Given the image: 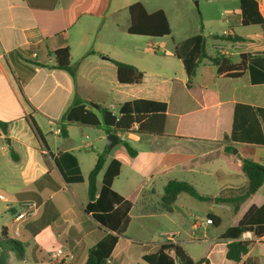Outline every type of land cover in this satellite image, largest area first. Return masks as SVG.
Instances as JSON below:
<instances>
[{
    "label": "crops",
    "instance_id": "crops-1",
    "mask_svg": "<svg viewBox=\"0 0 264 264\" xmlns=\"http://www.w3.org/2000/svg\"><path fill=\"white\" fill-rule=\"evenodd\" d=\"M235 1L238 3L236 19L228 17L225 22L230 26L248 27L242 23L241 0ZM255 1L264 19V0ZM136 2H141L149 13L163 10L171 26L168 11L158 5L160 0H0V123L6 126V131L0 126V139L8 146L4 152L9 157L0 161V176L6 182L0 185V192L7 194L0 193V196L6 199H2L4 202L20 205L33 201L39 206L37 214L22 221L15 219L20 208L17 212L15 207H8L16 213L11 220L14 226L1 223L0 228H10L13 237L25 245L26 252L33 254L37 264L52 262L49 244L57 248L53 258L63 264H77L82 256L86 261L89 251L111 234L85 211L88 200L79 201L76 190H70L87 181L88 197V178L84 171L89 176L95 167L98 154L104 150L102 141L105 137L101 129L77 124H69L67 136H63L62 118L76 102H81L86 110L99 118L101 106L118 115L121 106L127 102L139 99L163 102L167 104V125L174 134L127 133L122 140L137 151L136 156H131L120 142L111 148L99 176L103 179L113 159L120 161L121 172L114 180L113 189L124 198L133 199L134 203L129 212L127 232L119 237L111 255L102 264H148L144 255L156 253L160 244L166 242L165 239L147 247L143 245L140 259L134 263L130 248L135 242L126 236L133 220L146 223L156 219L158 209L146 206L147 195L158 196L160 212H166L162 197L169 181H186L197 190L214 189L209 193L198 190L201 195L213 198L231 196L247 186L238 150L225 153L223 139L231 133L236 104L264 108V51H244L247 39L229 32L228 36L241 39L233 42L227 38H213V52L209 51L206 42L207 54L215 57L216 48L228 47L235 50L231 57L234 63L245 54L250 66L243 77L219 78L217 67L205 59L197 68L192 86L188 87V77L179 59L178 72L164 78L161 73L145 67L144 55H155L161 52L160 48L172 55L167 44L151 38L147 48L143 49L138 46L137 36L128 33V7ZM63 32L65 39L61 38ZM64 47L70 49L75 76L56 67L54 53ZM112 60L137 67L144 73L143 81L134 85L120 84ZM202 90L216 94L215 106L205 107ZM97 91L102 95H97ZM92 103L99 108L91 106ZM96 146H99V152L94 150ZM253 147L255 161L264 164V157L258 156V149L264 146ZM115 149L119 150L113 154ZM11 152L16 160L11 157ZM65 154L72 155L75 160ZM57 159H61L66 172H74L77 167L83 181L65 182ZM124 174L125 182L119 183L117 189L115 185ZM102 179L100 182L98 179L99 188ZM158 187L162 189L159 195ZM183 195H179L173 205L172 215ZM140 201L143 205L141 214L134 216ZM207 202L214 204L209 207L205 219L220 217L218 227L214 221L206 224L204 218L195 220L190 215V221L185 219L189 226L186 239L176 237L181 236L180 231L163 232V236L174 235L171 242L180 244L195 261L205 260L201 264H264V227H261L260 236L254 233L258 240L252 241L249 251L239 262L226 258L227 244L231 241L222 239V235L237 226L251 207L264 206V183L237 211L231 204ZM3 216L0 211V222ZM226 217L230 223L221 229ZM209 225L214 226L213 234L209 232ZM45 230L46 240L42 235ZM142 230H147L145 225ZM193 244L201 245L200 254L194 255L188 249ZM59 251L64 254L60 255Z\"/></svg>",
    "mask_w": 264,
    "mask_h": 264
},
{
    "label": "trees",
    "instance_id": "trees-1",
    "mask_svg": "<svg viewBox=\"0 0 264 264\" xmlns=\"http://www.w3.org/2000/svg\"><path fill=\"white\" fill-rule=\"evenodd\" d=\"M242 23L245 26H260L264 33V19L262 18L258 3L255 0H241ZM130 23L128 33L133 36L161 39L171 36V26L163 10L149 13L141 2H136L128 7ZM204 28L202 27L201 30ZM216 40H224L227 37L233 41L241 38L233 36H211ZM65 39V33L61 34ZM207 38L198 35L188 39L183 45L177 46L176 55L183 62L187 77L188 87L192 86L199 64L208 59L217 67L219 78H241L249 68L248 57L243 54L240 61L234 63L231 57L217 54L211 57L206 50ZM56 67L66 70L73 76L76 67L71 65L69 47L57 50L55 53ZM117 70V80L120 84L134 85L143 81L144 73L134 65L112 60ZM202 97L206 108L217 104L216 94L202 90ZM210 98H214L212 101ZM167 104L149 100H134L123 104L119 114H113L108 108H100V118L90 110H86L81 102L74 106L64 115L61 121L62 134L67 136L66 127L69 124L87 125L105 131L108 136L111 133L123 134L131 132L133 126L138 124L136 133L139 135L166 136L174 135L167 125ZM0 126L6 131L5 124ZM41 141L45 144L43 136L37 131ZM177 136V135H176ZM120 144L124 146L131 156H136L137 151L130 144L120 138ZM224 152L232 154L237 149L242 159V172L247 178V186L231 196L221 195L210 197L201 195L198 190L186 181L171 180L164 187L162 205L166 212H173V205L181 194H187L199 201H214L215 203L231 204L237 211L239 206L250 199L264 183V164L255 161V149L253 146H264V108L252 107L244 104H236L233 113L232 129L229 135H225ZM111 149L106 148L97 156V163L88 176V204L85 208L101 227L111 232L105 239L92 248L84 264H102L112 253L119 237L124 236L130 224L129 212L133 207V199H126L113 189L114 180L120 175L121 162L113 159L108 165L102 179V185L98 187V176L104 169L108 154ZM64 156H72L65 154ZM11 157L16 156L11 152ZM75 160V158L72 156ZM77 163V162H76ZM61 175L67 183H79L83 177L76 167L74 172H66L62 167L61 159L56 160ZM215 227L220 225L221 219L212 216ZM264 227V206L251 207L237 226L229 228L222 239L230 240L227 244L226 258L239 262L247 254L252 241L240 240L246 231H252L258 237ZM113 233V234H112ZM115 233V234H114ZM147 247V245H144ZM13 255L18 261L26 260L25 245L13 237V232L8 227L0 228V264H8L6 258ZM148 264H201L205 260L195 261L180 244L164 242L159 250L143 257Z\"/></svg>",
    "mask_w": 264,
    "mask_h": 264
},
{
    "label": "rangeland",
    "instance_id": "rangeland-1",
    "mask_svg": "<svg viewBox=\"0 0 264 264\" xmlns=\"http://www.w3.org/2000/svg\"><path fill=\"white\" fill-rule=\"evenodd\" d=\"M158 5L164 7L169 13V16L171 18L172 34L167 38L157 40L165 42L167 44V49L173 54L169 55L167 53H164L162 48H160L161 52L156 53L155 55H144V62L146 65L145 67H147L151 71L161 73L162 75H164V78H168L179 70V65L177 63V60H179V58L176 55L177 46L179 47L183 45L188 39L198 35H202L207 38L209 51L211 52H213L214 49L213 47H211V44L214 43V41L213 38L210 37V35L215 34L227 36L229 32L232 34L235 33L236 35L242 36L247 39L246 46L243 48L244 51H264V33L260 26H230L225 22L228 17H230L231 19H236V6L238 5V3H236L235 0H160ZM202 27L204 28L203 30H201ZM136 38L138 40V46L142 47L143 49H146L148 43H150L151 41V38L149 37L137 36ZM227 39L233 41L228 37ZM225 46H228V44ZM216 49L217 51L213 54H222L220 51H218V48ZM224 50L229 53V57H232V53L235 51L234 49H230L228 47L224 48ZM210 67L215 68L214 66ZM96 94L102 95V92L97 91ZM102 132L103 137L105 136L102 141V149L105 150L107 148V135L105 134V131L102 130ZM5 147H8L6 145V142L0 139V161H4L5 158H9L7 157V153L4 152ZM117 148L123 150V148L120 146H118ZM119 149H115L113 151V154H116ZM94 150L99 152V146H96ZM258 156L264 157V147L258 149ZM84 175L87 179L88 172H86V170L84 171ZM98 179L100 182L102 176L100 175ZM124 180L125 174L120 178L119 181H117L118 183L115 185V187L118 189V184L124 183ZM4 183H6L5 180L1 179L0 176V185H4ZM77 186V188L72 187L70 188V190H76V192L79 194V201H87V181ZM198 190L201 193H209L214 191V189L204 190L201 188H198ZM161 192L162 189L158 187L157 194L159 195ZM0 193H4L5 195H7L3 191H1ZM145 202L147 207L156 210L158 209V215L156 219L149 220L146 223L139 220H133L130 229L131 231L126 236V238L132 239V241L135 242L134 245H132L130 248V254L132 255V260L134 261V263L140 259L143 245L162 242L166 239V237L162 234L163 232L176 233L177 231H180L179 233H181V236L176 237H178L179 239H186L188 237L189 226L186 224L185 219H189L190 221L192 218H204L205 220V215L209 211V207L214 204L213 202H202L189 195L184 194L182 201H179L177 203L176 213L172 215L169 212H160L161 202L156 195H147ZM181 204L183 206H180ZM142 206V201H140L137 204L134 216H139L141 214ZM8 207H15V210L18 212L20 205L17 204V202L9 203L4 202L2 201V199H0V211L4 213L0 224L7 223L12 225L11 220L16 213L13 211H9ZM190 215L194 217L189 218ZM229 223L230 219L228 217L224 218L221 229L227 227ZM144 225L147 229L146 231L142 230ZM208 229L211 234L215 232L214 226L212 225H209ZM46 233V230L42 232V235L45 236V240L47 239ZM49 249L52 251L51 253H49L50 250L48 252L50 256L52 255V262H48V264H63L62 261L60 262L57 261L58 259H55V257L53 258V255L57 251L56 246L49 244ZM188 249H190L194 255H198L202 252L201 245L193 244L188 246ZM26 253L27 256L24 262L18 261L17 258H15L13 255H9V257L6 258V261L8 264H37L36 262H34L33 254L30 252ZM59 253L60 255L64 254V252L61 251H59ZM48 256L49 255L46 253V257ZM84 261L85 258L82 256L77 261V264H83Z\"/></svg>",
    "mask_w": 264,
    "mask_h": 264
},
{
    "label": "built area",
    "instance_id": "built-area-1",
    "mask_svg": "<svg viewBox=\"0 0 264 264\" xmlns=\"http://www.w3.org/2000/svg\"><path fill=\"white\" fill-rule=\"evenodd\" d=\"M224 48H221L219 51L222 54L229 57V53L226 50H224ZM136 130H138V124H135L133 126L132 131L127 132V133H136ZM127 133L120 134V138H125ZM0 198L6 200L3 196H0ZM20 208H21V212L17 214V216L15 218L16 221L26 220V219L34 216L35 214H37V212L39 210L38 204L33 202V201H27V202L21 203ZM195 220H199V218H195ZM205 222H206V224H212L213 219L210 217H207L205 219ZM165 237H166V242H171L174 238V235L169 234V235H166ZM241 240L242 241H254V240H258V238H256V236L254 235V233L252 231H246L242 234Z\"/></svg>",
    "mask_w": 264,
    "mask_h": 264
},
{
    "label": "water",
    "instance_id": "water-1",
    "mask_svg": "<svg viewBox=\"0 0 264 264\" xmlns=\"http://www.w3.org/2000/svg\"><path fill=\"white\" fill-rule=\"evenodd\" d=\"M91 106H93L94 108L98 109L99 107L95 104H91ZM7 142L8 144L11 145V140L9 138H7ZM120 139L117 135H115L114 133H111L110 135L107 136V148L111 149L114 146H116L117 144H119Z\"/></svg>",
    "mask_w": 264,
    "mask_h": 264
}]
</instances>
